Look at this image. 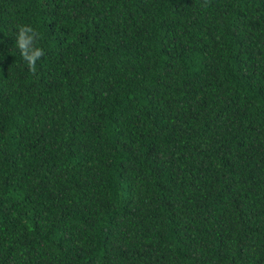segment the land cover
Wrapping results in <instances>:
<instances>
[{
    "label": "trees",
    "instance_id": "1",
    "mask_svg": "<svg viewBox=\"0 0 264 264\" xmlns=\"http://www.w3.org/2000/svg\"><path fill=\"white\" fill-rule=\"evenodd\" d=\"M0 264H264V0H0Z\"/></svg>",
    "mask_w": 264,
    "mask_h": 264
},
{
    "label": "clouds",
    "instance_id": "2",
    "mask_svg": "<svg viewBox=\"0 0 264 264\" xmlns=\"http://www.w3.org/2000/svg\"><path fill=\"white\" fill-rule=\"evenodd\" d=\"M40 35V32L31 24L17 25L16 45L20 49L21 55L33 69L36 60L43 54L42 48L36 46Z\"/></svg>",
    "mask_w": 264,
    "mask_h": 264
}]
</instances>
